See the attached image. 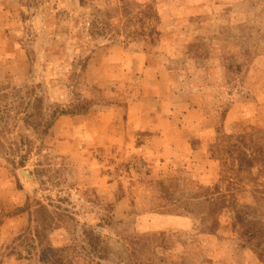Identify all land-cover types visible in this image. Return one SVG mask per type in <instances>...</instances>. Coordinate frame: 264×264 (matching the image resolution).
<instances>
[{
	"label": "rangeland",
	"instance_id": "374dc122",
	"mask_svg": "<svg viewBox=\"0 0 264 264\" xmlns=\"http://www.w3.org/2000/svg\"><path fill=\"white\" fill-rule=\"evenodd\" d=\"M0 264H264V0H0Z\"/></svg>",
	"mask_w": 264,
	"mask_h": 264
},
{
	"label": "crops",
	"instance_id": "0c3cea01",
	"mask_svg": "<svg viewBox=\"0 0 264 264\" xmlns=\"http://www.w3.org/2000/svg\"><path fill=\"white\" fill-rule=\"evenodd\" d=\"M190 115V113L189 114H187V116H189ZM198 115H199V113H198ZM192 116V114L190 115V117ZM179 117V116H178ZM185 117H186V115H185ZM171 118V120L170 121H168V124H166V126L163 128V130H169V131H177V130H179V131H183L182 129H179V123L176 121V119H174L173 118V116H171L170 117ZM174 121H176V122H174ZM175 123V125L176 126H173V124ZM197 124H199V123H196L195 125H197ZM168 137H167V141H168ZM170 141V140H169ZM208 144V142H204L203 143V146H206ZM173 141L171 140L170 142H169V146L165 149L166 151L165 152H167L166 154H169V158H171L172 156H174V151H175V155H180L179 154V150H175V148H174V150H173ZM175 146V145H174ZM20 262V261H19Z\"/></svg>",
	"mask_w": 264,
	"mask_h": 264
}]
</instances>
